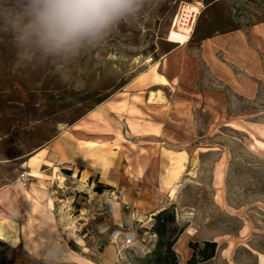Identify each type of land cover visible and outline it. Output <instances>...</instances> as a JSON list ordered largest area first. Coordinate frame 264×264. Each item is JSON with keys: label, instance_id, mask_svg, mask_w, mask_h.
<instances>
[{"label": "rangeland", "instance_id": "1", "mask_svg": "<svg viewBox=\"0 0 264 264\" xmlns=\"http://www.w3.org/2000/svg\"><path fill=\"white\" fill-rule=\"evenodd\" d=\"M186 5L199 11L189 37L173 26ZM204 42L198 81L155 91L170 43ZM171 204L179 264L203 241L216 252L196 264H264V0H147L67 80L0 32V218L30 230L15 248L0 239V264H131L112 230L134 231L143 255Z\"/></svg>", "mask_w": 264, "mask_h": 264}, {"label": "clouds", "instance_id": "2", "mask_svg": "<svg viewBox=\"0 0 264 264\" xmlns=\"http://www.w3.org/2000/svg\"><path fill=\"white\" fill-rule=\"evenodd\" d=\"M146 4L147 0H0V32L11 34L19 60L35 54L67 80L70 64L104 45Z\"/></svg>", "mask_w": 264, "mask_h": 264}, {"label": "trees", "instance_id": "3", "mask_svg": "<svg viewBox=\"0 0 264 264\" xmlns=\"http://www.w3.org/2000/svg\"><path fill=\"white\" fill-rule=\"evenodd\" d=\"M151 218L153 223L149 231L155 236L152 248L143 255H135L132 249L126 248L125 251L129 254V262L131 264H179L174 246L185 231L186 226H180L177 223L174 206L171 204L158 210ZM144 232L146 229L141 227L139 233ZM216 247L215 242L203 241L201 246L189 242L188 248L192 250V255L187 260V264H196L198 261L213 258Z\"/></svg>", "mask_w": 264, "mask_h": 264}, {"label": "crops", "instance_id": "4", "mask_svg": "<svg viewBox=\"0 0 264 264\" xmlns=\"http://www.w3.org/2000/svg\"><path fill=\"white\" fill-rule=\"evenodd\" d=\"M209 42H212V41H209ZM170 44H174L176 46L173 47L161 59L160 69L162 71L161 75H163V80H160L159 82H156V84H154L156 86L155 91H161V90L167 91L168 88L170 87V83L172 85V82H174L175 80L177 81V83H179V85H182V87L186 88L185 90H189V88H191V85H194L193 83L198 81V78H199L198 74H199V60L200 59L198 58V56L199 55L207 56L208 55L207 50H210V49L206 48L207 45L204 42L203 46H205V47L201 48L200 51H198L194 54L193 51H189V49L186 48V47H188V45L185 47V45L180 46V45H177L175 43H170ZM189 82H192V84L190 85ZM157 88H159L160 90ZM89 142H95V141H89ZM41 152H42V150L40 149L38 151V154H41ZM56 171H57V169H56ZM35 175L37 177H39L41 175V173H39L37 171ZM108 182H109V184L114 185V183L112 181H108ZM167 200L170 201V199H167ZM166 204H168V203H166ZM48 205H49V207H52L51 200L48 201ZM162 208H164V207L158 208L157 210H160ZM157 210H155V212ZM181 236H184V232ZM185 242H186V240H185ZM184 247H185V255L187 257L190 254V251L188 248H186V246H184ZM37 261H39L37 263L42 264L40 259H37ZM62 264H64V263H62Z\"/></svg>", "mask_w": 264, "mask_h": 264}, {"label": "bare ground", "instance_id": "5", "mask_svg": "<svg viewBox=\"0 0 264 264\" xmlns=\"http://www.w3.org/2000/svg\"><path fill=\"white\" fill-rule=\"evenodd\" d=\"M185 10L195 13L194 16V20L196 18V16L198 15L199 11L198 8L196 6H191V5H186L185 6ZM178 31L180 32V34L184 35L185 37H189L191 35L192 32V27H185V26H181L178 25L177 26ZM156 94L154 92H150L149 94V98L148 101H152L156 99ZM159 101V98H158ZM161 101V100H160ZM98 144L93 145V147H98ZM172 172V171H171ZM175 174V171H174ZM173 177V176H172ZM60 180H63L64 177L63 176H59ZM66 179V178H65ZM61 182V181H59ZM167 183V182H166ZM60 184V183H59ZM60 186V185H59ZM169 186V185H168ZM172 192H170V194L168 195V199L174 198V191L171 190ZM28 194V193H27ZM33 194V193H32ZM4 195V194H3ZM26 195V194H25ZM24 195V198H25ZM99 195V194H98ZM29 196V195H28ZM27 199V197H26ZM37 202V201H36ZM32 206V210L34 209H38L37 205L35 202H33L32 204H30ZM158 211V210H157ZM156 211V212H157ZM44 212V211H43ZM155 212V213H156ZM50 218V217H48ZM62 218V217H61ZM51 219V218H50ZM31 220V217L28 216V221ZM62 220V219H61ZM21 231L22 233H24L25 235H27V237L30 234V230L27 227V225H25L23 227V230H21L19 228V225L16 221H14L12 218H0V239H2L5 243H7L9 246L15 248L17 246V244L20 241V236H21ZM66 231H67V235L69 236V238L71 237L72 239L74 238V241L76 242V244L83 246L84 245V241L82 240V238H80L78 235H76V227L74 226L73 222L71 221L70 223H68L67 227H66ZM186 234H189V232L186 230ZM24 235V236H25ZM32 236V234L30 235ZM30 240V238H29ZM133 247V246H132ZM185 257V254H184ZM60 258V257H59ZM74 264V263H73Z\"/></svg>", "mask_w": 264, "mask_h": 264}, {"label": "built area", "instance_id": "6", "mask_svg": "<svg viewBox=\"0 0 264 264\" xmlns=\"http://www.w3.org/2000/svg\"><path fill=\"white\" fill-rule=\"evenodd\" d=\"M195 13L186 11L183 9L181 16H178L174 19L173 26H189L192 27V23L194 22ZM110 237L113 241H118V249L124 250L126 248H131L135 243V232L131 229H114L112 230Z\"/></svg>", "mask_w": 264, "mask_h": 264}]
</instances>
